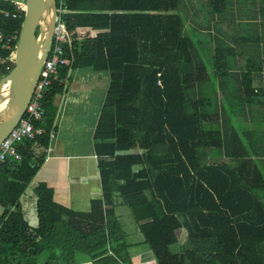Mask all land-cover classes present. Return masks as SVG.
Listing matches in <instances>:
<instances>
[{
	"label": "trees",
	"instance_id": "1",
	"mask_svg": "<svg viewBox=\"0 0 264 264\" xmlns=\"http://www.w3.org/2000/svg\"><path fill=\"white\" fill-rule=\"evenodd\" d=\"M66 9L71 65L43 99L35 125L45 133L0 165V264H133L120 205L154 264H264V0H68ZM13 10L0 0L4 40L23 20L4 17ZM85 28L99 33L77 40ZM10 53L0 46V78ZM84 67L109 75L93 133L101 197L75 212L39 183L31 226L20 198L44 161L32 149L48 148L62 81Z\"/></svg>",
	"mask_w": 264,
	"mask_h": 264
},
{
	"label": "crops",
	"instance_id": "2",
	"mask_svg": "<svg viewBox=\"0 0 264 264\" xmlns=\"http://www.w3.org/2000/svg\"><path fill=\"white\" fill-rule=\"evenodd\" d=\"M99 31L80 29L77 40L92 38ZM109 83L106 71L91 67L70 70L65 89L56 97L55 132L48 148L35 145V157L44 161L20 198V208L29 225L36 224L34 189L45 183L56 203L75 212H88L93 199L101 197L93 133ZM133 264H154L150 252L130 253ZM78 264H91L81 262Z\"/></svg>",
	"mask_w": 264,
	"mask_h": 264
},
{
	"label": "water",
	"instance_id": "3",
	"mask_svg": "<svg viewBox=\"0 0 264 264\" xmlns=\"http://www.w3.org/2000/svg\"><path fill=\"white\" fill-rule=\"evenodd\" d=\"M55 18V0H25L13 66L0 78V143L24 115L50 48ZM5 87L6 99L3 96ZM2 100L6 101L3 107Z\"/></svg>",
	"mask_w": 264,
	"mask_h": 264
},
{
	"label": "built area",
	"instance_id": "4",
	"mask_svg": "<svg viewBox=\"0 0 264 264\" xmlns=\"http://www.w3.org/2000/svg\"><path fill=\"white\" fill-rule=\"evenodd\" d=\"M13 5L14 10L5 12L4 17L17 19L24 14L25 0H4ZM68 0H55V25L47 56L42 64L37 82L35 84L32 96L25 108L24 115L17 125L8 133V135L0 143V165L7 159L13 158L19 160L17 146L25 140H33L37 136L45 133L42 127H38L35 123L44 116L43 99L47 89L53 81H57L59 69L64 66H70L71 60L64 54V45L71 43V34L67 31L61 16L66 12V3ZM18 39V33L15 32L8 39L4 40L2 31L0 30V46L6 50H10L9 59L12 61L14 49ZM67 80V79H66ZM63 80V88L65 89V81ZM160 83L158 82V85ZM53 136L52 133L50 135Z\"/></svg>",
	"mask_w": 264,
	"mask_h": 264
},
{
	"label": "rangeland",
	"instance_id": "5",
	"mask_svg": "<svg viewBox=\"0 0 264 264\" xmlns=\"http://www.w3.org/2000/svg\"><path fill=\"white\" fill-rule=\"evenodd\" d=\"M116 215L118 216L123 230L126 234V241L130 244V252L134 254L149 252L148 247L143 243V237L140 234L136 224L134 223L129 210L125 206L116 207ZM173 251H179V245L172 247Z\"/></svg>",
	"mask_w": 264,
	"mask_h": 264
},
{
	"label": "bare ground",
	"instance_id": "6",
	"mask_svg": "<svg viewBox=\"0 0 264 264\" xmlns=\"http://www.w3.org/2000/svg\"><path fill=\"white\" fill-rule=\"evenodd\" d=\"M3 92H4V93H3V96H4V98L6 99L7 94H8V92H7V87L4 88ZM5 102H6V101H3V100L1 101V107L4 106Z\"/></svg>",
	"mask_w": 264,
	"mask_h": 264
}]
</instances>
